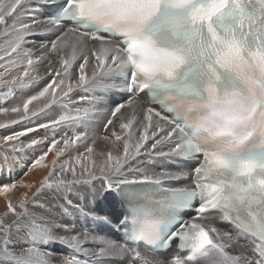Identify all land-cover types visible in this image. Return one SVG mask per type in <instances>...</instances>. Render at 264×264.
<instances>
[{"label": "snow or ice", "instance_id": "6c2138e0", "mask_svg": "<svg viewBox=\"0 0 264 264\" xmlns=\"http://www.w3.org/2000/svg\"><path fill=\"white\" fill-rule=\"evenodd\" d=\"M114 2L0 0V264H264V118L225 114L210 143L176 105L235 88L234 57L264 58V0H150L140 30L105 20ZM134 166L164 198L184 187L194 215L113 239L129 226L93 205ZM25 167L48 171L33 184Z\"/></svg>", "mask_w": 264, "mask_h": 264}, {"label": "clouds", "instance_id": "9594fccd", "mask_svg": "<svg viewBox=\"0 0 264 264\" xmlns=\"http://www.w3.org/2000/svg\"><path fill=\"white\" fill-rule=\"evenodd\" d=\"M170 7H182L180 0H166ZM105 20L115 21L121 27L140 30L155 15V5L150 0H116L104 12ZM138 63L159 64L158 58L137 52ZM235 81V88L217 92L207 90L202 101L177 100L179 110L192 124L193 131L202 139L212 142L223 125L225 114H252L264 118V58L254 55L249 60L234 57L227 64ZM254 110V111H253ZM239 123V122H234Z\"/></svg>", "mask_w": 264, "mask_h": 264}, {"label": "bare ground", "instance_id": "6f19581e", "mask_svg": "<svg viewBox=\"0 0 264 264\" xmlns=\"http://www.w3.org/2000/svg\"><path fill=\"white\" fill-rule=\"evenodd\" d=\"M31 39H37L36 37H32ZM44 86L43 82H41L40 86L36 89V91L40 90V88H42ZM33 94V93H28ZM26 98V96H19L17 95L16 99H23ZM13 101L9 100V101H3L0 100V105H9L11 104ZM7 119V117H5L3 114H0V123L5 122ZM15 130H21V126H17L15 128ZM116 130L119 131V122H117L116 124ZM31 135V134H30ZM99 148L102 149L103 151L107 152L109 146L106 143H100ZM52 159V154L50 153L49 156L46 158L45 163L50 165V161ZM133 171H131L130 174L124 175L123 178L119 181L114 183V186L110 187V188H105L97 197V203H94L93 206L98 207L99 209H102L103 211L109 212L111 213V215L113 216V218H120L119 212L117 210V202L116 199L113 198L114 195V191L113 189L120 184L121 182H140V181H145L143 175L140 174L141 170L140 169H136L134 166ZM48 169L44 168V169H35L31 172H28V169L25 167L23 170H21L19 172L18 178L19 179H23L25 181L31 182L33 184H36L44 175L47 174ZM28 172L27 175H25L24 173ZM26 191V189L24 188H17L15 190H13L12 192V198L15 199L19 196H21L24 192ZM34 191V189H33ZM108 192H111L113 194V196H108V197H104L107 195ZM30 194V193H29ZM89 200L91 202V197H89ZM6 210V200L4 195H0V213H3ZM57 212H59V209H56ZM112 238L113 239H119V237L115 236L114 233H111Z\"/></svg>", "mask_w": 264, "mask_h": 264}]
</instances>
